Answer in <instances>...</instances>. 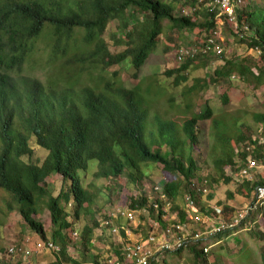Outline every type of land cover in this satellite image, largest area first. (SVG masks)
<instances>
[{"label":"trees","instance_id":"16d2710c","mask_svg":"<svg viewBox=\"0 0 264 264\" xmlns=\"http://www.w3.org/2000/svg\"><path fill=\"white\" fill-rule=\"evenodd\" d=\"M206 1L0 0V193L7 195V208L17 210L36 234L37 238L32 241L35 247L39 241L49 240L43 224L36 218L44 208L49 210L53 226L50 239L60 244V249H51L53 257L45 264L106 262L94 251L97 250L94 229L100 225L96 219L86 223L76 234V223L92 213L98 194L92 189V181H88L90 174L115 183L125 175L128 182L142 190L139 195L130 197L126 208H149V225L158 223L167 229L164 203L157 198L158 212H154L150 203L153 199H149L145 190L149 183L143 182L142 172L144 163H161L172 176L159 185L177 221H189L186 202L184 205L175 203L182 188L195 200L194 213L217 217L214 209L205 207L200 192L202 185L199 190L192 188L194 183L198 186L194 180L197 163L193 150L199 143L201 120L212 119L218 125L217 149L221 155L214 164L225 183L232 181L226 167L240 171L248 164L249 156L264 161V145L247 136L237 119L233 125L219 121L213 116L211 105H205L199 113L189 114L182 123L164 118L160 113L151 115L153 102L149 97L155 93L153 82H143L140 78L131 87L125 84L123 75L132 69L133 77L138 78L162 34L168 48L176 46L185 32L192 31L197 39L196 43L185 47H202L210 37L216 36L217 25L222 20L228 22V16L222 15L214 0L204 8ZM238 1L232 0L233 32L238 40L249 48L260 49L261 53L257 57L230 58L215 69L211 79L189 86L182 92L187 112L193 108L192 92L198 93L214 83L229 86L233 75L256 87L264 85V7L261 5L264 0L257 4L254 0L247 3L244 0L242 5H238ZM188 8L191 11L184 12ZM111 22H116L111 32L115 51L105 37ZM207 61L206 55L198 54L166 74L175 75L173 83L180 85L188 80L190 67L199 63L204 66ZM40 66L49 69L45 80L22 76L23 71ZM221 98L224 104L228 103V91H223ZM255 118L264 123V113ZM232 126L236 127L231 129ZM247 138H250L249 144L236 147ZM164 145L168 148L166 152L161 151ZM38 148L47 151L44 159L33 158ZM235 157L241 159L238 167ZM54 175L61 176L59 191L47 185V179ZM150 184L151 188L155 185ZM261 184L264 185V172L254 180L243 177L237 181L236 192L251 199L242 211L247 209L246 214L238 225L215 235L218 237L216 245L208 251L204 250L208 243L193 241L175 251L166 250L163 258L154 257L147 264H162L161 260L166 263L167 255L180 254L185 248L192 252L195 264H217V250H224L229 232L232 236L244 225L250 226L253 221L260 224L264 220L263 210L248 209L255 200V188ZM233 194L229 192V197ZM207 198L211 200L212 193ZM218 205L227 222L239 213L228 202ZM105 218L107 226H111L109 215ZM249 232L255 239H264L262 231L250 228ZM70 243L79 249L80 260L68 253ZM115 252L125 260L119 250ZM261 254L264 264V249Z\"/></svg>","mask_w":264,"mask_h":264},{"label":"rangeland","instance_id":"374dc122","mask_svg":"<svg viewBox=\"0 0 264 264\" xmlns=\"http://www.w3.org/2000/svg\"><path fill=\"white\" fill-rule=\"evenodd\" d=\"M258 1L254 0L256 4L259 3ZM213 3L218 6V9L224 15L225 10L223 7L217 4L215 0ZM245 3H247V0ZM261 3L264 7V1ZM211 4L210 0H208V2L206 1L204 3L203 7L206 8ZM242 4H244V0H239L238 5ZM189 11H191L190 8L187 9V12ZM227 21H220L216 27L217 33L215 37L223 51L220 54L212 51L206 55L208 61L204 66L199 63L190 67L187 72L188 80L186 82L175 85L173 83L175 75L169 77L166 72L179 67L181 62L178 61L176 54L181 46H190L197 42L192 31L185 32L184 38L178 40V44L173 46V48H168L163 43L166 40L165 34L159 36V44L141 67L138 78L133 77L132 69L125 73L123 78L125 79V84L130 87L140 78L143 82L150 80L153 82L155 93L149 97L153 102L152 106H150L151 115L160 113L164 118H172L176 122L182 123L189 114L199 113L205 105H211L213 116H216L219 121L233 125L234 120L237 119L238 125L243 127L242 131L247 136L257 139L258 143L264 145V123L257 121L255 118L256 115L264 113V85L256 87L254 84H249L238 76L233 75L230 78L231 84L229 86L228 84L220 85L214 83L208 87L205 86L198 93L192 92L191 99L193 100V108L187 112L184 107L186 98L182 92L197 81H202V79L207 78L208 80L211 79L212 76L210 75H213L215 69L228 59L242 57L244 55L257 57V52L253 51V48H249L245 42L238 40L234 34V22H230L228 18ZM115 28L116 22H111L109 29L105 32V37L109 40L112 51L117 50L111 40V32ZM48 74L49 69L42 66L36 67L32 71L27 70L22 72V76H37L42 80H45ZM223 91H228L230 97L229 102L226 104L222 102L221 98ZM217 127L218 125L212 119L201 120L198 123L199 143L197 149L193 150V156L197 163L196 178L194 180H196L195 182L198 186L202 185V189H205L204 191H200L203 195L204 202H206L205 207L207 206L213 209L220 207L218 205L219 202H228L233 204L239 210L238 212H242L250 203L251 199L236 192L237 181H240L243 177L251 180L258 178L264 172V161L257 160L256 166L251 168L247 176H243L241 171H236L235 168L226 167L225 171L227 174L232 175V181L225 183L218 176L216 172L217 168L214 164L215 159L221 155L217 149L219 143L216 136ZM235 127L232 126L231 129ZM249 140L250 138H247L245 141L240 142V145H236V147L240 148L246 143L249 144ZM166 150L168 148L165 145L161 147V151L166 152ZM46 153V150L38 148L33 158L39 157L40 159H44ZM262 155L264 158V150ZM235 161L237 167L241 165V159L239 157H235ZM142 172L143 182L149 183V186L145 189L147 194L151 191L150 183L155 185L162 184L171 179L172 176V174L163 169L161 163H144L142 165ZM177 178L180 180L183 179V181L185 180L183 177ZM88 181H92V189L98 194L95 196L96 201L92 205V213L76 223V234L80 233L86 223H92L96 219L100 225L94 229V244L97 248L94 251L100 253V257L103 258L102 261H108L110 264L121 263L115 251L119 250V253L125 256L128 248L137 245H141L143 251H149V255H160L161 259L164 257L163 249L166 245L173 243L176 245L175 243H179L181 240L188 241V236L192 237L195 231L203 227L206 229L213 223L212 220L208 223L205 222L207 218L203 213H193L189 216V221L182 225V228L177 231H171L170 235L167 236L160 226L151 227L149 225L150 215L146 212L140 211L136 213L131 221L121 216L120 213L122 211L130 210L126 208L130 197L132 195H139L142 191L134 183L128 182L125 175L117 179L115 183L110 179L102 177L96 178L90 174ZM61 183L62 180L59 175L50 176L47 179V185L53 191H59ZM229 192L234 193V196L229 197ZM187 193L188 190L182 188L181 194L177 197L175 203L184 205ZM209 193L213 195L211 200L207 198ZM6 198V194L0 193V263L3 261L5 264L47 263L50 257H53L51 249L45 248L39 250L37 246H34L32 241L37 238L36 234L28 227L17 210L11 211L7 208ZM196 214L199 216L198 219L195 217ZM254 214L256 216L258 215L256 210H254ZM108 215L110 217L109 222L112 224L111 226H107L106 224L107 220L105 217ZM141 215L146 219L141 218ZM223 216L220 217L223 218ZM36 218L43 224L48 235V241H52L50 238L53 226L49 210L44 208L40 214L36 215ZM214 219L215 221H220L219 218L214 217ZM166 220H168V223L176 224L178 221L175 211L169 210ZM248 225H244L239 233H235L232 236L231 232L227 234L228 237L224 240L225 245H223L224 250H217V264H263L261 251L264 249V239L259 240L257 237L255 239L249 230L252 228L255 231L264 232V220L262 219L260 224L258 221H253V224ZM128 229L129 233L127 232ZM207 233L209 232L206 230L204 232L205 237H209V242L215 244L218 237L215 238ZM150 236L154 237V239L149 241ZM76 237L77 240L78 235ZM56 245L60 247V244ZM11 247H14L13 252L10 251ZM240 249L245 250L241 252ZM67 251L75 258H80L79 249L73 244L70 243ZM168 256L166 263L162 260L160 263L195 264V258L189 248H185L180 254L176 253Z\"/></svg>","mask_w":264,"mask_h":264},{"label":"built area","instance_id":"2783aa9c","mask_svg":"<svg viewBox=\"0 0 264 264\" xmlns=\"http://www.w3.org/2000/svg\"><path fill=\"white\" fill-rule=\"evenodd\" d=\"M201 1V0H199ZM217 2V4L221 5L223 7V9L225 10V14L228 16L229 20L231 22L235 21V12H234V5L232 0H215ZM184 12H187V10H184ZM216 31H215V35H216ZM216 52V53H221L223 51V49L221 48L220 43L217 42L216 37H210L207 42L205 43V45H203L202 47H198V46H191V47H185V46H181L178 51H177V59L179 62H184L186 59L188 58H193L196 55H208L210 54V52ZM253 51L257 52V55H259L261 53V50L258 48H253ZM256 55V56H257ZM248 149H250V146H248ZM247 165L246 166H242L241 174L243 176H247V174L249 173V171L251 170V168H254L257 164V160L253 157V156H249L247 158ZM192 188H198V190L200 189V187H196L195 183L192 185ZM151 191L149 194H147V196L149 197L150 200L153 199V201H150L151 204H153L154 207V212L157 210L158 208V201L157 198H159L163 203H164V207L166 209V213L168 214V211L170 210V206L171 203L168 200V197L166 195V193L163 191V187L158 185H154L152 188L150 187ZM205 189H203L204 191ZM254 202L252 203V205H250L248 207L249 208H256V209H261L264 211V185H258L255 188L254 191ZM185 202H186V211L187 214L189 216H191L194 212L193 209L195 207V200L191 197V195L187 194L185 196ZM127 211H122L120 214L121 216H123L126 220L131 221L133 220L134 216L136 215V213L143 211L146 212L148 215H150V209L149 208H143V209H131ZM216 213L218 214V216L216 218H219L220 221H215L214 217H211L209 215H206L207 221L205 222H209L210 220L213 221V223L211 225H209V227H207L205 229V227H203V231L202 229H198L197 231H195L193 233L192 237H187L188 241L185 240H181L179 243H175L176 245L173 244H168L164 247L163 252H165L167 249L171 250V251H175L177 248L182 247V246H188V244L192 243L193 241H202L203 243H208V246L205 247V251H208V249L213 245V243L209 242V237H205L204 232L207 230V234H209L210 236H215L218 233H220L221 231H223L226 228H233L234 226L238 225L240 220L245 216L246 211L245 212H239L237 213L230 221H225L224 218H221L223 216V211L221 207H215L213 208ZM158 212V210H157ZM167 214L165 215V218H167ZM221 216V217H220ZM196 219L199 218V216L196 214L195 215ZM204 222V223H205ZM108 222H106L107 224ZM110 223V222H109ZM187 223V222H184ZM182 222H177L176 224L174 223H169V226L167 227V229H164L162 226H160L158 223H154L152 225V227L154 226H160V228H162V231L164 232L165 235L169 236L171 231H177L178 229L182 228V225L184 224ZM205 225V224H204ZM127 232L129 233V229L127 230ZM154 237L150 236L149 237V241L153 240ZM206 240V241H205ZM205 241V242H204ZM37 248L40 250L45 249V248H49V249H55V250H59L60 247L57 246L53 241H47V242H41L39 241L37 243ZM167 248V249H166ZM127 254L125 255V260L122 261V259L119 258V260L121 261V263L119 264H147L148 261L154 257L160 258V255H149V251H143V247L141 245H137L134 247H130L127 249ZM10 251L13 252L14 251V247L10 248ZM29 253V251H27ZM164 255V253H163ZM107 262V263H106ZM106 262H102L101 264H110L108 261Z\"/></svg>","mask_w":264,"mask_h":264}]
</instances>
